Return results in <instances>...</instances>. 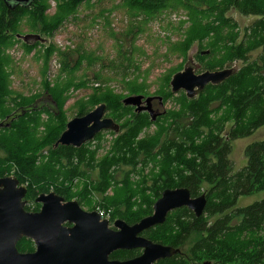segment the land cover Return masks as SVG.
I'll use <instances>...</instances> for the list:
<instances>
[{
  "label": "trees",
  "instance_id": "trees-1",
  "mask_svg": "<svg viewBox=\"0 0 264 264\" xmlns=\"http://www.w3.org/2000/svg\"><path fill=\"white\" fill-rule=\"evenodd\" d=\"M1 1L4 6H0V45L4 43V55L2 47L0 117H6L10 116L14 103L9 100V74L5 68L9 57L5 50L20 42L24 50L30 52L41 44L39 41L23 42L16 37L15 30L22 18L27 16L31 27L28 33H52L69 15L75 14L83 2L92 0H55V11L51 16L45 14L46 7L39 0L14 9H7ZM123 1L132 9L152 14L172 5L168 4L171 0ZM173 3L187 10L190 22L183 41L175 46L177 51L185 58L190 45L198 40L200 49L196 56L204 70L223 68L226 60L234 68L233 73L218 84H207L192 98L181 92L176 97L179 109L167 110L154 120L148 113L136 112L132 106L124 105L122 97L110 87L93 86V92L88 95L90 100L80 106L76 115L105 103L111 117L120 122L110 150L100 158L95 155L96 148L89 147L91 141L80 147H51L65 128L67 118L59 110V99L45 81L53 97L48 98L49 106L38 105L37 99L29 101L19 113L11 114L7 123H0V149L4 153L0 156V176L9 175L13 170L19 183L26 184L25 198L28 201L39 192L51 191L50 186L66 200L69 193L63 187L65 183H73L74 179L89 175L88 170L95 169L98 173L95 179L89 180L90 189L84 187L76 200L82 204L94 192L103 195L114 186L118 190L106 201L108 207H112L111 217L127 223L150 214L153 202L163 189L187 187L191 196H195L202 193L201 187L205 184L207 188L203 192L207 201L199 216L182 206L171 210L163 223L142 231L141 234L152 241L179 249L154 264H194L200 260H204L202 264H264V196L247 205H236L240 196L256 189L264 191V138L246 145L247 161L239 169L234 170L228 157L232 140L248 136L264 125V7H257L248 0H175ZM231 7L255 15L239 41H235V23L227 16ZM53 50L52 43L45 47V60ZM255 50L258 53L250 60V54ZM233 61L239 64L234 67ZM67 65L62 64L63 68ZM179 70L181 65L178 64L173 73ZM170 75L165 76L164 88L160 91L163 101L172 98L168 88ZM84 84L80 82L76 86ZM126 88L129 95L141 94L143 90L131 84ZM56 106L59 111H52L51 108ZM42 112L53 117L54 121L48 123L46 131L38 137L34 128ZM182 118L186 122L180 124L178 120ZM160 119L164 124L157 126L154 135H139L143 127L156 124ZM227 123L230 127L224 132ZM97 137H101V131L95 134L94 138ZM46 145L49 146L48 153L44 154L41 149ZM121 165L131 167V171L141 168L135 181L136 189H133L128 173H123L119 180L114 177L115 168ZM59 178L60 182L53 187L52 183ZM121 206L124 207L122 210ZM236 236L251 237L249 254L240 256L232 247L229 239ZM189 238L193 239L191 247L187 252L181 251L180 247ZM16 247L19 251H32L34 244L31 239L23 237ZM140 252V248L118 249L110 254V258L128 259Z\"/></svg>",
  "mask_w": 264,
  "mask_h": 264
},
{
  "label": "rangeland",
  "instance_id": "rangeland-1",
  "mask_svg": "<svg viewBox=\"0 0 264 264\" xmlns=\"http://www.w3.org/2000/svg\"><path fill=\"white\" fill-rule=\"evenodd\" d=\"M173 2L175 0L168 2V4L172 3L171 6L154 14L132 9L123 0L83 2L77 8L75 14L69 15L54 32L41 34L32 32L47 38L46 42H39L41 44L37 45L32 51H25L20 42L6 48L5 52L9 57L5 65L9 74V100L13 101L14 105L9 112L10 116L0 117V123H7L11 114L19 113L21 109L27 107L29 101L37 99L38 105L43 103L49 106L48 98L49 96L52 97L51 89L53 95L59 99L61 105L59 110L61 109L64 112L67 122L76 115L81 105L90 100L88 95L93 92V86L98 87L99 84H102L108 88L110 87L114 93L122 98L129 95L128 88H126L128 84L143 88L140 93L145 96H162L160 91L164 88V78L168 74L172 76L178 64L181 65V69L184 65L190 64L196 73L203 71L202 63L196 56L200 49L198 40L190 45L185 58L175 48V46H179V42L183 41L184 31L190 22L187 10ZM248 2L260 8L264 7V0H248ZM39 3L46 7V15H53L56 6L55 0H39ZM1 5L4 6L0 0ZM227 16L235 23V28H233L237 32L235 41L243 38L245 27L255 18L254 14H244L235 7L228 9ZM30 29L27 16H25L15 31L17 34H26L30 32ZM50 43L54 46V50L49 58L45 60L44 50ZM0 46V48L3 47L4 55V43ZM257 53L258 50L253 51L249 59H253ZM63 63H67V67L63 68ZM223 63V68L231 67L226 60ZM232 64L235 67V64L238 65L239 63L233 61ZM45 81L49 83L47 87L50 90L47 89ZM80 82L85 84L76 86ZM168 88L170 90V85ZM181 92L184 93V90L172 93V98L163 101L162 107L159 108L160 111H163V109L165 111L179 109V102L176 97ZM23 100L26 102H23ZM53 109L59 111L57 106L51 108L52 111ZM105 115L112 116L107 110ZM53 121V117L50 118L42 112L34 128L35 136H41L46 131V125ZM116 122L120 123L119 121ZM178 122L180 124L184 123L186 119L182 118ZM163 124L164 120L160 119L156 124L152 123L148 127H143L139 135H154L157 126ZM229 127L230 124L227 123L224 126V132ZM115 135L116 133L112 130H102L101 137H93L89 140L91 141L89 147L91 149L96 148L95 155L97 158L102 157L110 150ZM262 138H264V125L248 136L232 140L228 157L233 163L234 170L239 169L247 161L244 154L246 145ZM48 148L49 146L46 145L41 151L46 154ZM3 155L4 153L0 149V156ZM131 169L127 165H121L117 169L115 168L113 174L116 180H119L123 173H128L133 189H136L135 181L139 178L138 172L141 168H136L134 171H131ZM145 171H148V169ZM88 173L89 175L81 176L80 179H74L73 183H65L66 185L63 187L68 189V199H76L77 194L84 187L90 189L91 186L88 182L95 179L98 171L95 169L88 170ZM10 174L14 175L13 170ZM60 180L61 178L53 182V187ZM201 188L206 192L207 186L205 184ZM49 190H53L52 186ZM115 190H118V188L114 189V186H110L103 194L104 198L103 195L94 192L93 196L88 197L85 201H82V204H79L84 210L110 209V218L113 221L114 219L111 217L112 207H108L106 201L114 195ZM203 191L202 193H204ZM263 196L264 191L256 189L247 195L240 196L236 205H247ZM24 199L26 200L24 207L28 206L27 210L34 211L38 206L34 199L31 201H28L25 197ZM68 199L66 198V200ZM123 208V206L120 207L121 210ZM114 210L115 207H113ZM229 240L232 241V247L237 249L240 256H245L251 251L248 246L251 237L236 236ZM192 243L193 239L189 238L185 245L180 247L181 251L187 252ZM203 261L200 260L194 264H202ZM211 261L216 260L211 259Z\"/></svg>",
  "mask_w": 264,
  "mask_h": 264
},
{
  "label": "water",
  "instance_id": "water-1",
  "mask_svg": "<svg viewBox=\"0 0 264 264\" xmlns=\"http://www.w3.org/2000/svg\"><path fill=\"white\" fill-rule=\"evenodd\" d=\"M35 0H3L7 9L29 6ZM23 42H46L38 33L16 34ZM233 67L195 72L187 64L172 74V93L184 90L187 98L194 97L207 84H218L233 73ZM161 96L131 94L122 98L124 105L136 112L146 110L151 119V102ZM106 104L99 103L82 115L70 118L53 144L80 147L102 130L119 131V124L105 115ZM25 184L14 175L0 176V264H154L179 249L152 241L142 231L165 221L168 213L182 206L199 216L206 205L205 193L191 196L187 187L165 188L152 204V212L133 223L116 218L110 224L96 210H84L76 199L65 200L54 191L40 192L34 198L40 203L35 211L26 210ZM33 241L32 251H19L17 242L23 238ZM140 248L141 252L128 259L110 258L118 249Z\"/></svg>",
  "mask_w": 264,
  "mask_h": 264
},
{
  "label": "flooded vegetation",
  "instance_id": "flooded-vegetation-1",
  "mask_svg": "<svg viewBox=\"0 0 264 264\" xmlns=\"http://www.w3.org/2000/svg\"><path fill=\"white\" fill-rule=\"evenodd\" d=\"M162 105H163V99L161 98L160 100L159 99H153L152 100V102H151V107H152V109H153V112L155 113L156 111H159L161 114L162 113H164V112H166L164 109H163V111H160V107H162ZM133 107V106H132ZM134 108V107H133ZM140 112H145V113H148L146 110H141ZM149 114V113H148ZM160 114V115H161ZM36 204H38V206L36 207V209L35 210H38L39 208H40V203H37L36 202ZM34 210V211H35Z\"/></svg>",
  "mask_w": 264,
  "mask_h": 264
},
{
  "label": "built area",
  "instance_id": "built-area-1",
  "mask_svg": "<svg viewBox=\"0 0 264 264\" xmlns=\"http://www.w3.org/2000/svg\"><path fill=\"white\" fill-rule=\"evenodd\" d=\"M98 211L99 215L101 218L108 219L109 223L111 224V218H110V209H105V208H98L96 209Z\"/></svg>",
  "mask_w": 264,
  "mask_h": 264
}]
</instances>
